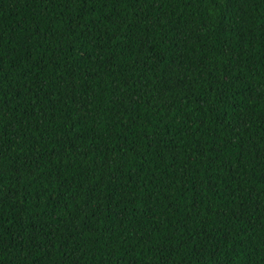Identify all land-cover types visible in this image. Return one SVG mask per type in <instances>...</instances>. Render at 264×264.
<instances>
[{
  "label": "trees",
  "instance_id": "trees-1",
  "mask_svg": "<svg viewBox=\"0 0 264 264\" xmlns=\"http://www.w3.org/2000/svg\"><path fill=\"white\" fill-rule=\"evenodd\" d=\"M0 264H264V0H0Z\"/></svg>",
  "mask_w": 264,
  "mask_h": 264
}]
</instances>
